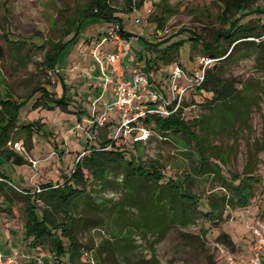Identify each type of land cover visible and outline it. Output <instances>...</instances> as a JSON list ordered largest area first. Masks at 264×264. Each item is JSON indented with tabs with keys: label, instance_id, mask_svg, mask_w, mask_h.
<instances>
[{
	"label": "rangeland",
	"instance_id": "rangeland-1",
	"mask_svg": "<svg viewBox=\"0 0 264 264\" xmlns=\"http://www.w3.org/2000/svg\"><path fill=\"white\" fill-rule=\"evenodd\" d=\"M87 1L0 0V76L5 85L2 89H8L12 99L33 94L39 87H44L52 96H61L56 74L46 71L40 63L47 42L59 37L65 20L73 13V5H86ZM132 1L135 2L134 8L127 11L125 0H109L117 15L123 17V27L129 34L123 39L126 43V76H129V69L144 67L143 63L138 64L137 57L140 52L145 53L146 44L183 41L172 62L167 65L157 62L158 71L149 72V77L154 84L163 81L162 89L158 88L162 93L166 91L167 98H170L168 67L177 64L187 72V80L180 81V86L186 88L180 103L182 117L192 131L198 133V120L207 113L206 105L211 93L196 89L192 72L196 68L195 57L202 53L200 45L193 44L188 38L190 35L200 36L208 43L218 41L225 46L224 39L216 36L228 28L222 12L225 17L233 19L238 14L230 15L224 11L219 0H142L140 8L136 5L141 0ZM245 4L249 9H264V0H246ZM246 17L255 19L258 15L250 13ZM260 21L264 22V16ZM111 31L118 32L116 22L91 21L85 24L79 39L69 46L57 64V70L68 85L66 94L69 100L66 104L49 108L40 101L34 105L40 95L34 93L20 110L15 128L1 146L0 172L7 176L11 185L6 184L0 189V252L10 254L12 250L16 251L15 264L67 262L63 257L55 260L51 242L31 247L30 239H24L29 219L26 208L29 203L36 208L44 207L45 201L37 196L42 192L41 185L50 183L62 187L74 164L81 160V153L88 155L89 151L98 150L103 140L113 138L114 147L123 151L126 158L133 157L138 163L155 167L164 177V182L174 181L198 196L200 208L204 211L208 209L206 202L210 200L223 202L225 210L216 224L197 219L182 228L178 224H167L165 219L168 217L163 213L138 219L137 210L128 209L129 222L140 221L135 227L124 230L111 216L112 208L115 210L113 204L124 203L127 195L124 187L115 184L119 183L120 177L116 182L99 184L92 182L84 169V183L79 189H85L90 195L89 202L71 214L75 218L74 224L71 226L67 215L60 210H53L50 215L57 226L55 236L62 240L65 250L69 242L60 223L69 227V235L82 244V256L76 257L75 264H251L247 247L253 243L252 231L264 228V66L256 61L255 52L247 58L220 61L215 65L217 70L213 71V76L232 80L237 88L248 83L258 84L260 91L255 93L259 101L258 106L251 109L246 125L210 139L208 153L225 157V163L219 158H210L219 166L220 174L198 177L192 172L197 158L193 140L185 144L177 136H166L156 130L153 122L137 123L133 129L118 133L115 127L120 122L117 111L101 129L95 130L89 124L94 109H101L113 101L110 94L106 97L107 92L102 95L99 70L93 55L96 52L100 56L110 50L109 41L101 45L100 42L109 38L108 32ZM254 40L264 41V33ZM163 46L165 43L159 47ZM174 95L172 93V97ZM97 98L101 101L93 105ZM38 127L41 132L35 130ZM29 129H32L31 135L19 132ZM142 130L147 136L139 140L145 134ZM5 152L11 153V158H20L23 163L6 159ZM254 154L257 164L253 178L250 185L245 182L252 193L249 204L239 206L233 198L230 201L233 207L227 206V195L232 197L227 190L230 174L243 179V169ZM250 163L253 162L250 160ZM110 179L114 178L111 176ZM238 181L232 184L236 186ZM149 187L151 183L148 182L139 184L136 197L141 200L147 196ZM24 189H27L26 193ZM125 212L126 207L118 206L113 217ZM202 230L206 233L203 234ZM221 233L228 235L231 245L220 242L218 237ZM260 264H264V255L260 257Z\"/></svg>",
	"mask_w": 264,
	"mask_h": 264
},
{
	"label": "trees",
	"instance_id": "trees-1",
	"mask_svg": "<svg viewBox=\"0 0 264 264\" xmlns=\"http://www.w3.org/2000/svg\"><path fill=\"white\" fill-rule=\"evenodd\" d=\"M219 1L223 3L224 11L229 12L230 15L238 14L233 19L229 16L225 17L222 12L228 28L216 36L222 37L227 45L224 46L218 41L215 44H211L200 36L190 35L188 38L193 44L198 43L200 45V51L203 55L216 59L212 67L206 71L203 82L196 87L198 92L211 93V99L207 101L208 105H206V108H208L207 113L198 120V133L192 131L190 125L184 121L182 117V106L179 105L176 109L174 108V101L172 102V106L168 108L170 111L172 110V113L168 116L160 117L151 115L141 119V124L153 122L158 132L164 135L172 134V136H177L185 144L188 141H195L194 152L197 158L192 172L198 177L220 174L219 166L217 167L215 162L210 161V158L216 157L225 163V157L220 156V154L210 155L208 153L210 139L233 132L236 127L246 125L251 109L257 107L259 101V96L255 93L256 90L260 91L258 84L248 83L237 88L234 86L232 80H221L213 76V71L217 70L215 65L220 61H234L238 58H247L252 52H255L256 61L258 64L264 66V41L256 42L254 40L259 39L262 33H264V22L260 21V17L264 16V9H249V6L245 4L246 0ZM142 4L143 1L141 0L136 6L140 8ZM125 5L127 11H132L135 2L125 0ZM73 6V13L65 20L60 29L59 37L56 40L47 42V49L40 63L46 71L56 74L61 85V96H52L44 87H39L33 91L34 93L38 92L40 94L34 101V105L40 101L41 104L50 108L53 105L66 104V100H69L66 94L68 85L65 83L64 76L57 70V64L63 58L69 46L79 39L81 35L80 31L85 28V24L91 21L116 22L120 36L123 39L129 36L122 24L123 17L117 15V11L109 0H88L86 5L74 4ZM4 11L6 12L7 9H4ZM250 13L258 15V17L255 19L252 17L247 18L246 16ZM245 17L247 19L242 21ZM160 42L146 44L145 53L140 52L138 54L137 62L138 64L143 63L144 67L142 70L147 74L151 71L155 73L158 71L159 68L156 67L157 62L164 65L171 63L173 58L178 54V46L183 45V41L171 43L170 41ZM163 43H165V46L159 47ZM156 51L159 54L156 55ZM150 82L158 91H160L158 87L162 89V86L165 84L160 80L155 84L151 79ZM2 86L5 87L3 79L0 76V148L5 144L10 132L15 128L20 110L34 94L29 93L24 96H19L18 100H16L12 99V94L9 90L6 88L2 89ZM163 94L167 97L166 91L163 90ZM31 130L19 132H25L31 135ZM35 130L41 132L39 127ZM114 146L113 138H109L101 142V147L98 150L89 151L88 155L83 153L81 160H78L74 164L70 176L67 177L62 187L59 185H51L50 183L41 185L42 192L37 196L45 201L44 207H41V209L36 208L29 203V206L26 208V215L29 219L23 233L24 239H30L29 244L31 247L43 246L45 243L51 242L55 260H59L60 257L67 260L66 263L60 261L55 263L53 261L50 264H75L76 257L83 253L81 251L83 248L82 244L69 235V227H66L64 223H60L61 230L69 242L68 249L65 250L62 240L57 235L55 236V227L57 226L54 225L50 215L52 214L51 211L60 210L65 216L67 215L71 226L74 224L75 218L71 214L86 207L89 202L90 195L85 189H79V186L84 183V169L90 174L92 182L99 184L103 183L106 185L112 180L116 182L115 180L120 177L119 183L115 184L124 187L127 195L124 197V203L113 204L115 210L112 208L111 216L114 221L117 220L118 224L124 230L126 228H132L130 226L135 227L138 224L137 222L140 221L137 220L135 223L129 222L128 209H136L138 219L163 213L169 218L165 219L167 224H170V226L178 224L182 228L194 223L197 219L212 221L214 224L221 220V216L225 210L223 202L215 203L210 200L205 204L208 209L204 211L200 208L201 199L190 193L183 185L170 180L164 182V177L155 167H147L142 163H138L133 157L126 158L125 153L119 151ZM10 156L11 153L5 152L4 157L6 159H12L18 164L23 163L20 158H11ZM250 160L253 163L249 165ZM256 164L257 159L256 154H254L248 158V163L243 169V179L238 175L230 174V184H227V190L228 193H232V197L230 198L227 195V206L233 207L230 204L233 198H235L236 203L240 204L239 206L249 204L252 193L250 186H246L245 182H249L247 185L251 184L250 180L253 178V170ZM111 176L114 179H110ZM190 177L192 178V176ZM236 181L239 183L235 186L232 183ZM143 182L151 183V188L149 187L148 195L139 200L136 194L138 193L139 184ZM6 184L11 185V182L7 179L6 175L0 172V189L6 186ZM26 190L24 189L23 192L26 193ZM118 206L126 207L127 213L125 212L123 215L113 217V212L116 211ZM202 233L205 234L206 231L202 230ZM218 239L223 244H232L228 239V235L225 233H221Z\"/></svg>",
	"mask_w": 264,
	"mask_h": 264
},
{
	"label": "built area",
	"instance_id": "built-area-1",
	"mask_svg": "<svg viewBox=\"0 0 264 264\" xmlns=\"http://www.w3.org/2000/svg\"><path fill=\"white\" fill-rule=\"evenodd\" d=\"M119 31V30H118ZM109 38H103L101 44H107L109 41L110 50L103 55H97L96 60L99 70V81L102 86V95L111 89L113 101L101 109H94L89 124L95 130L101 129L108 124L113 112L119 113V123L116 125L117 132L133 129L141 119L151 115L166 117L172 113L168 108L175 102V109L180 105L186 88L180 86L181 80H187V72L177 64H171L168 68V93L170 98L155 89L150 82L149 74L142 68L129 69V76H126L128 69L124 65V52L126 43L119 32H108ZM98 48V47H97ZM216 59L199 54L195 57L196 68L192 74L196 85L203 82L205 73L212 67ZM108 87H110L108 89ZM172 93L176 94L172 97ZM101 98H104V97ZM101 98H97L93 105H96ZM145 134L139 140L146 138ZM83 155V153L81 154ZM253 243L247 247L251 264H260V257L264 255V228H254L252 231ZM17 256L16 251L10 254L0 252V264H15ZM232 261V258L229 257ZM38 264H41L38 261Z\"/></svg>",
	"mask_w": 264,
	"mask_h": 264
},
{
	"label": "crops",
	"instance_id": "crops-1",
	"mask_svg": "<svg viewBox=\"0 0 264 264\" xmlns=\"http://www.w3.org/2000/svg\"><path fill=\"white\" fill-rule=\"evenodd\" d=\"M108 94H110V97H111V99L113 100L114 98H113V93H112V90H111V89L107 90V95H106V97L108 96ZM108 100H109V98H108Z\"/></svg>",
	"mask_w": 264,
	"mask_h": 264
}]
</instances>
